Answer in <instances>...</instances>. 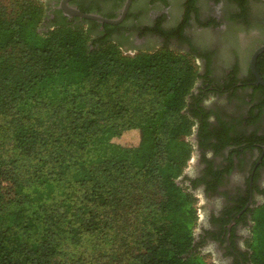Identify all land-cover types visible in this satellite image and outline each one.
<instances>
[{"label": "trees", "instance_id": "trees-1", "mask_svg": "<svg viewBox=\"0 0 264 264\" xmlns=\"http://www.w3.org/2000/svg\"><path fill=\"white\" fill-rule=\"evenodd\" d=\"M44 15L41 0H0V127L6 117L12 150L0 158V264L60 254L67 264H210L194 230L201 180L179 183L202 110L193 89L211 83L194 53H126L81 23L43 30ZM181 28L170 35L184 39ZM129 130L134 145L114 141ZM263 143L253 134L245 147ZM249 211L260 227L264 202ZM253 233L246 260L264 264Z\"/></svg>", "mask_w": 264, "mask_h": 264}, {"label": "flooded vegetation", "instance_id": "flooded-vegetation-1", "mask_svg": "<svg viewBox=\"0 0 264 264\" xmlns=\"http://www.w3.org/2000/svg\"><path fill=\"white\" fill-rule=\"evenodd\" d=\"M41 1L44 3L45 11L41 22L43 30L62 22L81 23L86 25L95 37H107L121 46H123V39H129L130 47L135 50L144 49L146 44H153V41L157 47L167 46L170 48L171 43L179 44L178 40L180 39L170 35L172 29L165 25V20L158 16L150 17L149 20L145 18V22L139 25V10L136 9V0L130 1L124 18L117 24L69 15L63 6L114 18L120 14L125 0ZM251 1L244 0L243 4H240L239 0H228V3L236 4L240 9V14H244L247 18L246 21L250 22L256 16L258 9V5H252ZM157 23L166 36L153 29ZM181 34L183 35V31ZM256 71L264 80V51L257 55ZM247 73L248 84H251L249 86H246L243 81L236 82L230 75H227L228 77L220 88L208 82H206V86L202 81L196 83L193 93L200 99L199 105L202 110L190 140L193 144L197 167L192 173L183 172L182 174L184 183L188 185H192L193 180H201L193 188V191L200 192L205 200L204 222L201 224L198 222L200 230L199 237L196 238L201 241L200 248L213 249L217 252V257L224 260L225 264H249L246 258L250 250L246 245V240L251 237L250 230L253 223L252 213L249 209L252 210L264 202V151H262L264 143L259 144L260 147H255L256 153L253 157H251L249 147H245L248 145L250 136L255 134L250 130L249 124L264 119V110H257L256 107L250 105L251 97L255 103L264 99L263 91H254L252 86H260L263 89L264 86L256 83L249 67V60ZM220 92H227L231 97L237 98L246 96L248 106H246L240 121L236 122L224 112V115H219L212 108L210 98ZM253 92L256 93H254L255 96L252 95ZM258 113H260V117H256ZM252 114H256L253 117L254 120H252ZM234 209L239 210L229 218L228 222L225 221Z\"/></svg>", "mask_w": 264, "mask_h": 264}, {"label": "rangeland", "instance_id": "rangeland-1", "mask_svg": "<svg viewBox=\"0 0 264 264\" xmlns=\"http://www.w3.org/2000/svg\"><path fill=\"white\" fill-rule=\"evenodd\" d=\"M135 2L136 9L139 10V25L145 22V18L149 20L153 16L165 20V25L170 29L181 25L184 39L178 40V45L171 43L170 49L178 53L193 52L194 61L200 73H206L207 79L212 85L220 88L229 75L236 82L248 81L247 63L249 57L256 46L264 43V1H251L252 5H258V9L256 16L250 22L243 20L244 17L240 18L238 15L240 9L236 4L228 3V0H136ZM122 43L123 46L120 45V47L124 52L133 53L136 51L130 47L129 39H123ZM154 43L153 41V44H146L144 49L159 48ZM248 90L250 91V89ZM246 101V96L231 97L227 92H220L210 98L212 108L219 115H224V112L236 122L240 121L242 114L245 113V108L248 106ZM250 101L252 106L255 103L252 97ZM5 113L7 114L6 109ZM6 120L5 117L3 126L0 127V158L2 160H7L12 153L5 130ZM0 122L2 121L0 120ZM249 128L255 135L263 136L264 119L250 123ZM114 141L125 145H134L137 142V132L134 130L125 131L114 138ZM255 153L256 150L251 149V157ZM196 167L195 153H192L184 172L192 173ZM179 183H183V175L179 178ZM195 195L197 197L198 222L201 224L204 222L205 200L200 192H195ZM258 222L260 224L261 220ZM259 224L254 221L250 232L254 234L253 232L258 228L264 240V222L260 227H258ZM194 230L197 237L200 230L199 225ZM93 237H90L92 241ZM83 240L84 237L80 242L83 243ZM200 250L206 255V260L210 264H225L224 260L217 257V252L213 249L200 248ZM67 258L68 255L60 254L54 264H67Z\"/></svg>", "mask_w": 264, "mask_h": 264}, {"label": "water", "instance_id": "water-1", "mask_svg": "<svg viewBox=\"0 0 264 264\" xmlns=\"http://www.w3.org/2000/svg\"><path fill=\"white\" fill-rule=\"evenodd\" d=\"M130 1L131 0H125L122 8H121V11H120V14L117 16V17H114V18H108V17H104L102 15H99V14H95V13H86V12H82L76 8H73V7H66V6H63L65 11L69 14V15H76V16H79L80 18H85V19H92V20H96V21H99V22H105V23H109V24H117L119 23L120 21H122V19L124 18L127 10H128V7H129V4H130ZM264 51V44H261L259 45L254 51L253 53L250 55L249 57V67L256 79V83H260L261 85L264 86V80L260 77V75L257 73L256 71V58H257V55ZM262 151H264V145L262 146ZM181 178V176H180ZM233 221V220H232Z\"/></svg>", "mask_w": 264, "mask_h": 264}]
</instances>
